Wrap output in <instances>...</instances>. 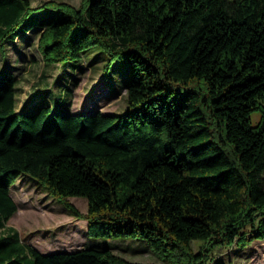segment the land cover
Returning a JSON list of instances; mask_svg holds the SVG:
<instances>
[{
  "label": "trees",
  "instance_id": "1",
  "mask_svg": "<svg viewBox=\"0 0 264 264\" xmlns=\"http://www.w3.org/2000/svg\"><path fill=\"white\" fill-rule=\"evenodd\" d=\"M33 32L46 65L100 47L106 77L127 57L126 108L75 113L39 94L18 108L17 74L0 69V229L28 174L89 236L143 239L168 264L264 239V0H0V47ZM69 196L86 198L85 215ZM0 259L140 264L109 248L42 253L11 234Z\"/></svg>",
  "mask_w": 264,
  "mask_h": 264
},
{
  "label": "rangeland",
  "instance_id": "2",
  "mask_svg": "<svg viewBox=\"0 0 264 264\" xmlns=\"http://www.w3.org/2000/svg\"><path fill=\"white\" fill-rule=\"evenodd\" d=\"M49 0H30L33 6ZM79 7L83 0H56ZM38 32L26 35L0 47V69L12 68L17 74V106L28 104L35 94L48 96L53 102H63L72 112L101 110L103 113H121L126 108L124 90L128 58L115 60L108 76L103 67L109 60L100 47L85 51L76 60L46 65L37 49ZM83 66L77 69L76 66ZM74 77V78H73ZM73 78V82L71 84ZM70 87L68 102L66 93ZM119 92V94H117ZM68 98V97H67ZM259 114L252 115L256 124ZM11 196L18 209L0 229V237L17 235L20 244H30L43 253L76 250L81 247L109 248L129 262L140 264H168L143 239L92 237L87 233V220L72 214L62 199L48 193L45 186L28 174L17 177L11 186ZM82 215L87 213L83 196H69ZM202 242L195 239L196 251ZM15 254H22L21 250ZM4 261L0 259V263ZM208 264H264V239L254 240L245 248L236 244L216 247Z\"/></svg>",
  "mask_w": 264,
  "mask_h": 264
},
{
  "label": "crops",
  "instance_id": "3",
  "mask_svg": "<svg viewBox=\"0 0 264 264\" xmlns=\"http://www.w3.org/2000/svg\"><path fill=\"white\" fill-rule=\"evenodd\" d=\"M30 100V99H29Z\"/></svg>",
  "mask_w": 264,
  "mask_h": 264
},
{
  "label": "water",
  "instance_id": "4",
  "mask_svg": "<svg viewBox=\"0 0 264 264\" xmlns=\"http://www.w3.org/2000/svg\"><path fill=\"white\" fill-rule=\"evenodd\" d=\"M43 253V252H42Z\"/></svg>",
  "mask_w": 264,
  "mask_h": 264
}]
</instances>
